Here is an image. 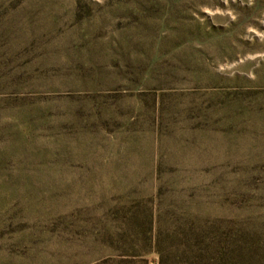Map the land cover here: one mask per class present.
I'll return each mask as SVG.
<instances>
[{
	"label": "rangeland",
	"instance_id": "1",
	"mask_svg": "<svg viewBox=\"0 0 264 264\" xmlns=\"http://www.w3.org/2000/svg\"><path fill=\"white\" fill-rule=\"evenodd\" d=\"M136 198L264 256V0H0V264L90 262Z\"/></svg>",
	"mask_w": 264,
	"mask_h": 264
},
{
	"label": "trees",
	"instance_id": "2",
	"mask_svg": "<svg viewBox=\"0 0 264 264\" xmlns=\"http://www.w3.org/2000/svg\"><path fill=\"white\" fill-rule=\"evenodd\" d=\"M121 201L104 210L96 222V240L107 252L100 248L85 264H151V253L158 255L157 264H264V256L245 252L218 230L178 231L180 238L167 245L149 200Z\"/></svg>",
	"mask_w": 264,
	"mask_h": 264
}]
</instances>
